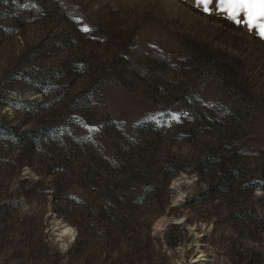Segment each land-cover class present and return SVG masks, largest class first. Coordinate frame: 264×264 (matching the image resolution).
Instances as JSON below:
<instances>
[{
  "label": "rangeland",
  "instance_id": "1",
  "mask_svg": "<svg viewBox=\"0 0 264 264\" xmlns=\"http://www.w3.org/2000/svg\"><path fill=\"white\" fill-rule=\"evenodd\" d=\"M0 264H264V40L196 0H0Z\"/></svg>",
  "mask_w": 264,
  "mask_h": 264
},
{
  "label": "snow or ice",
  "instance_id": "2",
  "mask_svg": "<svg viewBox=\"0 0 264 264\" xmlns=\"http://www.w3.org/2000/svg\"><path fill=\"white\" fill-rule=\"evenodd\" d=\"M197 7H202L205 14L213 11L224 15L236 25H243L250 33H255L264 40V0H196ZM87 33L88 27L82 29ZM178 119V117H173ZM70 231V230H66Z\"/></svg>",
  "mask_w": 264,
  "mask_h": 264
}]
</instances>
